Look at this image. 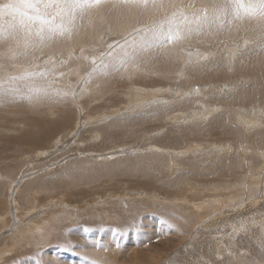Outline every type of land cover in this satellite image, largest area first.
<instances>
[{
    "label": "rangeland",
    "instance_id": "1",
    "mask_svg": "<svg viewBox=\"0 0 264 264\" xmlns=\"http://www.w3.org/2000/svg\"><path fill=\"white\" fill-rule=\"evenodd\" d=\"M121 2L113 0L99 13L92 9L88 26L77 21L81 29L71 33L70 48L56 49L50 40L27 56L17 55L23 51L22 34L19 45L0 37V77L25 68L48 71L35 83L51 81L67 93L0 103V218L8 212L6 224L0 223V251L10 248L20 225L34 219L54 226L48 244L35 246L26 239L31 246L20 244L0 264H36L37 259L81 264L84 255L99 264H264V158L259 153L264 133L262 140L258 133L264 130V76L246 67L249 57L251 64L264 62V23L234 22L237 30L220 39L207 36V43L197 36L208 30L194 31L88 80L93 58L107 62L109 52L120 54L126 40H139L145 29L178 10L199 11L169 4L171 10L157 7L147 15L135 9V14L124 12ZM114 18L117 24L104 22ZM217 43L219 53L200 58L199 51L208 46L216 51ZM221 53L223 63L215 66L212 79L206 70L191 73ZM150 62L156 70L149 69ZM251 82L253 89L247 87ZM135 86L143 95L135 96ZM151 90L160 92L147 97ZM255 119L261 127L249 124ZM214 196L223 198L221 204L207 199L206 209L195 210V203ZM23 202L33 206L25 214ZM84 227L95 231L85 233ZM93 240L105 247H93ZM66 241L72 250L60 247Z\"/></svg>",
    "mask_w": 264,
    "mask_h": 264
},
{
    "label": "snow or ice",
    "instance_id": "2",
    "mask_svg": "<svg viewBox=\"0 0 264 264\" xmlns=\"http://www.w3.org/2000/svg\"><path fill=\"white\" fill-rule=\"evenodd\" d=\"M103 2L104 0H6L0 3V37L17 39L19 45L22 34L23 51L17 55L27 56L29 49L41 46L56 37L70 36L77 27V21L92 9L99 8ZM124 2L147 6L148 0H124ZM244 20L264 23V0H208V3L197 13L186 14L183 10H178L172 16L145 29L144 35L139 40L135 38L131 41L126 40L124 45H121L120 54L114 56L109 52L107 62L102 59L97 64L96 59L93 58V67L88 80L96 73L106 75L110 67L118 68L126 62L135 61L142 52L153 46V41L159 46L180 40L194 31L199 32L213 27L219 29ZM109 47L111 48V45ZM49 74L48 71L25 68L22 73L0 77V103L15 100L32 102L54 96H66L67 93H61L53 88L51 81L43 85L35 83L37 78L46 79ZM159 223L169 228L175 227L164 219H160ZM83 231L89 233L95 229L84 227ZM112 231L120 233L121 230ZM92 246L105 247L99 240H93ZM60 247L69 251L74 246L71 241H66ZM36 255L40 256L41 253L38 252ZM80 260L81 264H99V261L86 255L81 256ZM36 264L43 262L37 259Z\"/></svg>",
    "mask_w": 264,
    "mask_h": 264
},
{
    "label": "bare ground",
    "instance_id": "3",
    "mask_svg": "<svg viewBox=\"0 0 264 264\" xmlns=\"http://www.w3.org/2000/svg\"><path fill=\"white\" fill-rule=\"evenodd\" d=\"M106 1V2H105ZM104 2V6L105 7H107V9H108V5H110V3H111V1H113V0H105ZM122 3V5L121 6H123L122 7V9H123V11L125 12V11H128L129 13L130 12H133V13H135V9H138L139 10V12H145V14H147V15H151V14H153V10L155 9V8H157V7H162L163 9H166L167 10V8L169 7V4H171V5H173V6H180V7H182V8H185V7H187V6H192V7H194L195 9H198V10H200V8H203L207 3H208V0H161V1H159L158 2V0H148V2H147V6H143L142 4H132V3H125V2H121ZM120 3V4H121ZM103 6V7H104ZM173 6H171V7H173ZM101 7L102 6H100L99 8H98V10H97V12L101 9ZM102 7V8H103ZM171 7L170 8H168V9H170L171 10ZM117 9V8H116ZM104 10V9H103ZM109 10V9H108ZM118 10H119V8H118ZM93 11V10H92ZM101 11H102V9H101ZM101 11H99V12H101ZM122 11V10H121ZM98 12V13H99ZM117 13H118V11H116ZM102 13H104V12H102ZM114 13V12H113ZM117 13H116V15H117ZM120 13V12H119ZM127 13V12H126ZM136 14V13H135ZM96 15H99V14H96ZM102 16V15H101ZM105 16V15H104ZM114 16V15H113ZM125 16V15H124ZM111 17V16H110ZM111 18H113V17H111ZM118 18V17H117ZM123 20H124V18H128V17H124L123 18V13H122V17H121ZM90 20H91V17H90V15L89 14H85L84 15V17L82 18V19H80V20H78L80 23H81V27H84V26H88V24L90 23ZM92 20H94V19H92ZM95 20H99V22H96V24L97 25H100L101 24V18H99V19H95ZM121 20V19H120ZM128 20V19H127ZM126 20V21H127ZM117 21H119V20H117V19H115L114 18V20L113 19H108L107 21L105 20L104 22L107 24H111V23H114V24H117ZM123 22V21H122ZM121 21L119 22V23H122ZM126 23V22H125ZM95 24V25H96ZM123 24V23H122ZM79 24H77V26H78ZM113 25V24H112ZM120 25V24H119ZM128 25V23L126 24V26ZM232 25V24H231ZM231 25H225V27H223V28H219V29H217V28H215V27H213V28H205L206 30H208V32L209 33H205V34H201V35H198L197 33V37H199V38H202V40H203V42H208V38H207V36H209V37H214V38H216V39H220V38H224V37H228L233 31H235V30H237V28L235 29V27H231ZM109 26H111V25H109ZM114 26V25H113ZM120 26H122V25H120ZM129 26V25H128ZM104 27V26H103ZM121 28V27H120ZM123 28V27H122ZM81 28H78V27H76V29L75 30H80ZM113 30V29H112ZM204 30V29H203ZM83 31V30H82ZM77 32V31H76ZM75 32V33H76ZM85 32V31H84ZM203 32V31H202ZM91 33V32H90ZM89 33V34H90ZM205 35V36H204ZM77 36V35H76ZM86 36V35H85ZM85 36H84V38H85ZM79 37V36H78ZM185 37V36H184ZM97 38V37H96ZM128 38V37H127ZM194 38V37H193ZM78 39L76 38V41H77ZM52 41L55 43L54 45V47H56V49H60V48H67L66 46H68L69 48L70 47H72V46H70L69 44H72V37H71V35L70 36H64V37H56V38H54V39H52ZM78 41H80V40H78ZM154 42V41H153ZM152 42V44H153V46L151 47V50L155 53V52H157L158 50H159V48H160V46H157V42L156 43H153ZM213 42H216V40H213ZM118 44V43H117ZM165 45V44H164ZM218 45V46H217ZM213 46H217L216 47V51L214 50V48L213 49H211V48H209V46L208 47H206L203 51H199L200 53H202V55H200V58H203V57H205V56H208V55H210V53H219V51H220V49H221V44L219 45L218 43L217 44H215V45H213ZM166 50H168L167 48H166ZM232 50H233V48H231V52H232ZM254 50V49H253ZM68 51V50H67ZM199 56V55H198ZM221 56H223V54L221 53L220 55H217V56H215V58L214 59H212V60H210V61H208L207 63H205L206 64V66H204V65H198V66H194L192 69H191V73L193 74L194 72H197V71H204V70H206L207 72H208V76H207V79H212L213 78V76H212V74L217 70V68H215V66L217 65V67H220V64L221 63H223V59L221 58ZM151 57V56H150ZM261 57V55L259 56V58ZM198 58V57H197ZM250 59H254V58H252V57H249ZM250 59H246V61L248 62V63H246V67H251V68H253V69H255V70H257V72L258 71H260V72H258L259 74H258V77H263L264 76V62L262 63L261 61H257V62H255L254 64H251V61H250ZM264 60V59H263ZM262 60V61H263ZM49 62V61H48ZM170 62V61H169ZM171 63V62H170ZM170 63H166V66L167 65H169ZM243 62H240V64H242ZM208 64V65H207ZM238 63L236 62V65H237ZM238 65V69H244V70H247V72H250V70H248V69H246V68H244L245 67V65ZM53 65V64H52ZM165 65V64H164ZM223 65V64H222ZM147 66L149 67V69L150 70H156L157 69V67H155L151 62L150 63H148L147 64ZM163 69L165 70V68L163 67ZM224 69V68H223ZM259 69V70H258ZM190 72V71H189ZM188 72V73H189ZM206 72V73H207ZM221 72V71H220ZM241 72V71H240ZM253 72V71H252ZM172 73V72H171ZM205 73V72H204ZM253 73H255V72H253ZM199 74V73H198ZM191 75V74H190ZM199 75H201V76H203L204 74L203 73H200ZM198 75V76H199ZM237 75V74H236ZM200 76V77H201ZM78 77V76H77ZM190 77V76H189ZM258 77H256L257 78V82L258 83H260L261 82V79L260 78H258ZM191 78V77H190ZM199 78V77H198ZM199 81V80H198ZM108 85V84H107ZM111 85V84H110ZM109 86V85H108ZM259 86H261V83L259 84ZM264 86V85H263ZM224 87V86H223ZM248 88H255L256 86H253V82H251V83H249L248 84V86H247ZM226 88V87H225ZM75 89V88H74ZM219 90H220V88H219ZM106 91V90H105ZM144 91V89L142 90V87H140V86H135L134 87V92H135V96L136 97H138V96H140L142 93H144L143 92ZM213 91V90H212ZM252 91V90H251ZM133 92V91H132ZM158 92H160L159 90L158 91H154V90H151L149 93H148V95H147V97L148 96H155V95H157V93ZM220 92V91H219ZM143 95V94H142ZM237 95H239V94H237ZM241 95H239V97H240ZM225 98L226 97H222V96H220L219 94H218V99H224L225 100ZM241 98V97H240ZM245 98V97H244ZM243 98V99H244ZM138 99V98H137ZM227 99V98H226ZM228 100V99H227ZM250 100V99H249ZM218 104V103H217ZM46 108V107H45ZM212 108V107H211ZM230 108V107H229ZM236 108V107H235ZM217 109V108H216ZM262 109V108H261ZM49 110H50V107H49ZM51 110H53L52 108H51ZM211 110V109H210ZM214 110H215V108H214ZM197 111V110H196ZM217 111V110H216ZM38 112V111H37ZM53 112V111H52ZM51 112V113H52ZM203 112V111H202ZM215 112V111H214ZM225 112V111H224ZM253 112V111H252ZM260 112V111H259ZM58 113V112H57ZM198 113V112H197ZM209 113V112H208ZM248 113V112H247ZM253 113H255V112H253ZM261 113V112H260ZM48 115H50V114H48ZM51 116V115H50ZM62 116H63V114H62ZM66 116V115H65ZM52 117V116H51ZM57 117V116H56ZM219 117V116H218ZM225 116L223 115V117L222 118H224ZM258 117V116H257ZM61 118V117H60ZM221 118V117H220ZM36 119V118H35ZM57 119V118H56ZM64 119V118H63ZM53 120V119H52ZM65 120V119H64ZM63 120V121H64ZM216 122H217V119H214ZM213 120V121H214ZM225 120H227L226 118H225ZM256 120V119H255ZM220 121V120H219ZM259 120H256V123L254 124L253 122H251V121H249V124H251V125H253V126H259V127H261L262 126V124H260L259 122H258ZM54 122H56V120L54 121ZM215 122V123H216ZM37 125V124H36ZM47 124H45V126H46ZM54 125V124H53ZM216 126V125H215ZM41 127V126H40ZM214 127V126H213ZM252 127V126H251ZM223 128V127H222ZM39 129V128H38ZM45 129V128H44ZM216 129H218V128H216ZM219 130V129H218ZM236 130V129H235ZM225 131V130H224ZM41 132V131H40ZM231 131H227V133H230ZM234 132V131H233ZM46 133V132H45ZM260 135L261 134H263L264 133V130H261V131H259L258 132ZM224 134H225V132H224ZM223 134V135H224ZM225 135H227V134H225ZM237 135V134H236ZM254 135V134H253ZM58 136V135H57ZM231 136V135H230ZM229 136V137H230ZM42 137V136H41ZM237 137V136H236ZM261 138V140H262V135L260 136ZM221 138V137H220ZM264 138V137H263ZM224 140V139H223ZM216 142V141H215ZM221 142V141H220ZM260 142H262V141H260ZM217 143V142H216ZM216 143H214V145L216 144ZM218 144H219V142H218ZM229 145V144H228ZM232 145V144H231ZM196 146H198V145H196ZM215 146H217V145H215ZM192 147H194V146H191V148ZM226 147H228L229 148V146H226ZM247 147H249V146H247ZM196 148V147H195ZM221 148V147H220ZM233 148V147H232ZM246 149V148H245ZM231 150V149H230ZM39 152V151H38ZM44 152V151H43ZM9 153V152H8ZM259 153H260V156H261V154H262V157L264 158V151H259ZM11 155V154H10ZM261 168V167H260ZM73 170V169H72ZM84 170V169H83ZM84 172H86V171H84ZM96 173V172H95ZM110 173V172H109ZM73 175L74 176H76L75 175V172L73 173ZM79 176V175H78ZM230 176V175H229ZM62 177V176H61ZM251 177V176H250ZM11 180V179H10ZM73 180H74V178H73ZM252 181V180H251ZM253 181H254V179H253ZM246 183V182H245ZM244 183V184H245ZM252 183H250V185H251ZM239 185V184H238ZM246 185V184H245ZM236 186V185H235ZM248 186V185H247ZM253 186V185H252ZM32 187L31 186H29V187H27L26 189L29 191V190H32L31 189ZM71 188V187H70ZM221 188V187H220ZM248 188V187H247ZM26 190V191H27ZM226 190H228V189H226ZM249 190H251V189H249ZM261 192V191H260ZM22 194H26V193H22ZM230 194V193H229ZM229 194H227V195H229ZM29 195V194H28ZM236 195V194H235ZM34 196V195H33ZM222 196V195H221ZM26 197H28L27 196V194H26ZM186 197V196H185ZM35 198V197H34ZM157 198V197H156ZM228 199L230 198V199H232V198H234V197H232V195L230 196H228L227 197ZM49 199V198H48ZM58 199V198H57ZM209 200V202H212V204H221V200L223 199H220V197H217V196H214V197H211V198H206L204 201H202V203H200V204H196L195 203V206H196V208H195V210H197L198 212L201 210V209H203V207L205 208V206H208L209 205V202H207L208 200ZM59 200V199H58ZM175 200V199H174ZM49 201V200H48ZM201 201V200H200ZM47 202V201H46ZM186 202V201H185ZM15 203V202H14ZM65 203V202H64ZM68 203V202H67ZM66 203V204H67ZM189 203V202H188ZM186 204V203H185ZM211 204V205H212ZM16 205H20L19 204V202H18V204H16ZM30 204H28V202H23V208H20L21 209V211L23 210V214H25L27 211H30V210H32V208H33V206L31 207V206H29ZM223 205V204H222ZM68 206V205H67ZM17 207V206H16ZM211 207V206H210ZM37 207L36 206H34V209H36ZM18 209V208H17ZM68 209H70V208H68ZM206 209V208H205ZM43 210V209H42ZM54 210V209H53ZM49 211V210H48ZM58 211V210H57ZM196 211V212H197ZM20 212V211H19ZM60 212V210L57 212V213H59ZM63 212H64V210H63ZM6 213H8V212H6ZM6 213H3V217H1L0 218V223L2 224L1 226H4L6 223H5V220L7 221L8 219H6V218H4L5 217V215H6ZM22 213H21V215H22ZM52 213V212H51ZM46 214V213H45ZM212 214V213H211ZM65 215V213L63 214V216ZM47 216H48V214H47ZM50 216V215H49ZM57 217V215L56 214H54V216H53V218L55 219ZM62 217V216H61ZM47 218V217H46ZM45 218V219H46ZM42 219V218H41ZM65 219V218H64ZM40 220V219H39ZM44 220V219H43ZM63 220V219H62ZM50 221V220H49ZM49 221H44V222H42L41 220L40 221H38L37 222V220L36 221H34V219L31 221V222H29L28 224H26V226H21L20 225V227L16 230V231H14V233H16V235H15V238H14V234L11 236V238H10V241H12L11 239H13V242L11 243V244H8V246L10 247V248H7L6 250L5 249H3L2 251H0V262L2 261V259L4 260L5 259V257L7 256L6 254H8L11 250H14L16 247H17V249H18V246H20V244H22V243H26V241L27 240H29L30 242H31V244H33V245H35V246H39V245H42V244H48L50 241V239H51V236H50V239L48 238L49 236H48V234H49V231L51 230V228H53L54 226H52L51 224H50V222ZM60 221V220H59ZM28 222V221H27ZM58 222V221H57ZM21 224V223H20ZM23 224V223H22ZM56 226H57V223H56ZM16 227V226H15ZM3 228V227H2ZM0 231H1V228H0ZM51 233V232H50ZM237 233V232H236ZM52 234V233H51ZM27 239V240H26ZM108 240H109V238H107ZM49 241V242H48ZM23 244V245H24ZM31 244L30 243H26V245L27 246H31ZM27 246H25V247H27ZM22 248V247H21ZM15 251V250H14ZM54 251V250H53ZM49 253V252H48ZM51 253V252H50ZM48 255V254H47ZM45 260V259H44ZM54 260H52V262H53ZM56 261V260H55ZM58 262V259H57V261L56 262H54L53 264H56ZM46 263V262H45ZM52 264V263H51Z\"/></svg>",
    "mask_w": 264,
    "mask_h": 264
}]
</instances>
